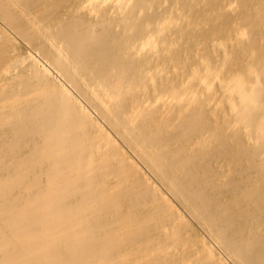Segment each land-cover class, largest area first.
<instances>
[{"label":"bare ground","instance_id":"bare-ground-1","mask_svg":"<svg viewBox=\"0 0 264 264\" xmlns=\"http://www.w3.org/2000/svg\"><path fill=\"white\" fill-rule=\"evenodd\" d=\"M0 264H264V0H0Z\"/></svg>","mask_w":264,"mask_h":264}]
</instances>
